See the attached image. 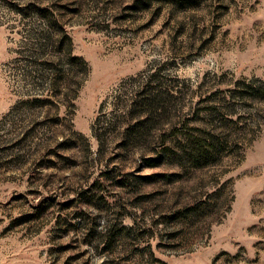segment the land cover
Returning a JSON list of instances; mask_svg holds the SVG:
<instances>
[{"label":"rangeland","instance_id":"1","mask_svg":"<svg viewBox=\"0 0 264 264\" xmlns=\"http://www.w3.org/2000/svg\"><path fill=\"white\" fill-rule=\"evenodd\" d=\"M197 1L0 0V264H264V0Z\"/></svg>","mask_w":264,"mask_h":264},{"label":"trees","instance_id":"2","mask_svg":"<svg viewBox=\"0 0 264 264\" xmlns=\"http://www.w3.org/2000/svg\"><path fill=\"white\" fill-rule=\"evenodd\" d=\"M140 6L143 8H149L152 4L155 5H169L172 8L176 9H188L194 8L198 6L197 0H137ZM45 12L46 10H42ZM79 61V60H78ZM71 63L76 64L77 59L71 58ZM80 62V61H79ZM85 67V72L87 73V66L84 62H82ZM59 94H61V89ZM164 94L159 91H145L141 90L136 92L132 99L131 105L126 112L127 117L129 119L134 120V123L131 125L129 122L125 127L124 136L129 137L134 134V130L139 126L143 125L147 121L150 120L151 117L159 116L163 112V108L160 106L157 101L158 98ZM239 96L241 99H244L246 95L249 96H258L261 100L264 101V91H259L256 89L254 91H240ZM63 95V93H62ZM165 95H169L168 92H165ZM220 137L210 133L199 131L198 135L192 137V143L188 148L182 149L180 148V152L178 155H174L178 165L180 168H204L212 165V163L216 162V158L220 156L224 150V146L226 147L227 142L222 143L219 139ZM168 149H166L167 151ZM169 152V151H167ZM157 163L154 160L148 159L146 161L147 167H155ZM140 178V177H139ZM141 180L144 182H149V177H141ZM204 204L197 203L191 207H186L181 210V214L184 218H188L189 216L197 215L199 211H201Z\"/></svg>","mask_w":264,"mask_h":264}]
</instances>
